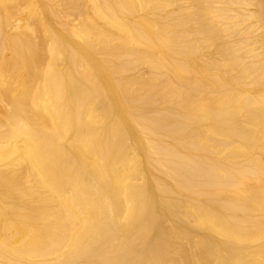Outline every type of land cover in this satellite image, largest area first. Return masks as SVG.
Segmentation results:
<instances>
[{"label":"bare ground","instance_id":"obj_1","mask_svg":"<svg viewBox=\"0 0 264 264\" xmlns=\"http://www.w3.org/2000/svg\"><path fill=\"white\" fill-rule=\"evenodd\" d=\"M0 264H264V0H0Z\"/></svg>","mask_w":264,"mask_h":264}]
</instances>
